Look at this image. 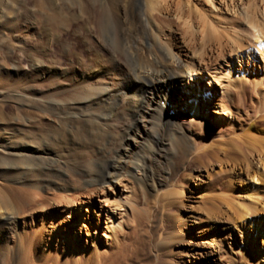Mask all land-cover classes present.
Returning <instances> with one entry per match:
<instances>
[{
	"label": "rangeland",
	"instance_id": "1",
	"mask_svg": "<svg viewBox=\"0 0 264 264\" xmlns=\"http://www.w3.org/2000/svg\"><path fill=\"white\" fill-rule=\"evenodd\" d=\"M55 1L56 6L47 10L39 6L45 0H0L1 6L11 4L3 8L0 23V174L5 167L3 161L13 160L1 143L7 132L36 129L52 133L56 124L55 115L46 109L49 102L58 101L62 108H71L82 90L91 94L99 88L116 91L131 76L132 63L117 52L128 49L133 36L134 22L126 19L123 8L117 14L120 25L111 20L100 32L94 24L84 28L77 4ZM153 3L152 14L158 17V25L162 22L155 26L158 41L177 53L183 69H187V78L168 87L167 101L157 96L151 102L155 107L165 103L166 113L160 119L140 122L142 133L126 155L124 170L102 186L104 190L93 196L91 204L87 203L89 195L80 191L74 178L70 179L75 191L52 195L14 186L0 176V187L9 189L8 198L14 208L9 217L15 221L5 224L6 230L0 233V264H92L105 255L103 252L120 249L118 246L128 249L127 259H131L126 264L160 262L156 257L162 254L171 264H206V253L212 251L213 264H264V228L259 227L255 235L254 225L247 218L243 222L240 214L249 209L264 221V214L258 212L264 205V172L256 156L264 145L243 134L248 118L264 116V105L257 101L255 90V82L264 79V69L257 65L263 59L264 42L259 28L248 24L244 17V12L255 6V19L261 22L262 4L259 0ZM48 15L53 19L47 20ZM217 40L228 51L216 64L205 67L202 54ZM138 43L135 47H142V51L135 59L136 65L152 66L154 58L145 53L142 42ZM135 103V97H131L129 109ZM190 108L196 110L194 117ZM148 109L152 111V107ZM154 111L161 114L159 109ZM179 131L188 135L192 153L177 176L142 197L136 176L148 187L151 181L167 176V170L176 163L174 158L179 156L176 150L182 148L176 140ZM223 139L234 148L228 158L222 154L209 166L193 160L199 150H211ZM152 140L162 144L157 146L158 153H149ZM244 155L254 159L248 168L241 166ZM133 163L146 166L147 177L135 170ZM220 168L224 170L218 174ZM67 194L84 195V204L72 206V213L69 206H57V196ZM16 231L21 240L14 235ZM34 234L40 241H35L34 251H30ZM128 235L132 239H127ZM71 246L79 252L78 258L70 257L67 247Z\"/></svg>",
	"mask_w": 264,
	"mask_h": 264
},
{
	"label": "bare ground",
	"instance_id": "2",
	"mask_svg": "<svg viewBox=\"0 0 264 264\" xmlns=\"http://www.w3.org/2000/svg\"><path fill=\"white\" fill-rule=\"evenodd\" d=\"M62 1L65 3V5L71 4L74 6L77 4L79 6L81 14L83 15L82 17H84L82 19L84 28L87 25L94 24L98 27L100 32H103V26L105 27V24L111 20L115 21L117 25H120V19L118 17L119 15L117 14L118 11L121 12L120 8H123L126 13V19L131 23L134 22V28L132 32L133 36L131 46L128 47V49H115H117V52L122 55L127 62L132 63V67H130L131 69H129L131 75L130 79L126 81L119 90L116 91H111L108 88H106L105 90L99 88L96 89L93 94H91L90 91L87 92L85 90H82V96L77 99L74 104L72 103L73 105L71 108H62L57 103L58 101L49 102L46 109L52 115H55L54 117L56 124L55 130L52 133L39 132L36 129L31 131L12 129L11 131L7 132L6 137L2 140L1 143L6 149V152L9 154L8 158H11L13 160H8L6 158V160L3 161V165H5L6 168L4 167V169L1 170L0 176L6 182L13 184L14 186L18 185L19 187L22 186V188L29 187L31 189H34L35 191L47 192L48 194L52 195L60 191H75L77 188L72 187V180L70 179L74 178V182L76 183V186L79 187L80 191H84L86 196L89 195L87 203L91 204V199L93 198V196H97L100 190H104L102 186L112 182L120 175V172L124 170L126 155L133 147L135 141H137V135L139 133H142V131H140V122L142 120H145L146 118H149V120L150 118L160 119L161 115L166 113L165 103L161 102V106L155 107V105H151V102H154L157 96L160 98H165L167 101L170 97L168 87L170 85H177L178 83L186 79L188 74L187 69H183L181 61L178 60L176 56L177 53H174L170 47L162 45L158 41L159 37L155 33V26H160L162 22L160 21L161 24L158 25V17L156 18L152 14L154 4L153 0ZM259 1L262 4V12H264V0ZM89 2H91V5L93 4L95 8L94 6L92 7ZM57 3H59V1ZM8 4L11 5L10 3ZM55 4V0H45V2L40 4L39 6L41 7V9H44L45 7V9L50 10L51 7L56 6ZM9 5H0V23L2 21L1 18L3 19V10H5L3 8H8ZM133 10H135V12H133ZM257 12L258 9L254 6L253 10H247L246 12H244V17L248 20V24L255 25L257 28H259L262 35L261 40L264 42V16L262 18V21L258 22L259 20L255 19ZM240 17H242L241 19L243 20V16ZM46 19L52 20L53 17L48 15ZM84 28L81 29L84 30ZM10 29L13 30V27H11ZM139 41L144 44L143 49L145 53L154 58L152 66L145 68L143 67V65H136L135 59L141 57L138 55L139 52L142 51V49H140L142 47H135L137 44H139ZM217 41L216 44L209 45L206 51L203 52V66L206 67L210 63L216 64L218 58L227 53V47H225L220 41ZM235 43L237 44V42ZM117 47H119V44L117 45ZM240 47H242V45H240ZM247 55L248 57L250 56L249 54ZM261 56H263L264 59V52L261 54ZM263 59L257 63V65L260 66V69H264ZM33 66L36 68L35 64ZM249 83H251V81H249ZM5 90L7 91V89ZM255 90L256 94L258 95L257 101L261 103V105H264V79L259 82H255ZM7 96L8 98H10L9 95ZM150 96L153 97V99H149ZM131 97H135L136 105L134 107L131 106L132 108L129 109ZM25 101L26 99L24 100V103ZM147 107H152V111H149ZM155 108L159 109L161 111V114L155 113ZM190 112L193 117L196 115L195 109L190 108ZM147 114L150 115L147 117ZM17 119H19V117H17ZM247 120L249 124L243 131V134L247 133V135L253 138V140L264 145V128H262V124L264 123V116H261L259 118H248ZM121 123L122 126L119 129ZM116 126L118 127L116 128ZM114 127L116 128L115 131L113 130ZM199 128L201 129L202 127ZM176 137V140H178L179 144L182 145L180 146L182 148L179 151L176 150V154H179V156L176 155V157L174 158V161H176V163L174 162V164L167 170V176L162 177L159 181H151L149 185L150 188L147 185L143 184V182L140 181V178L136 176V180L141 186L140 194L142 197H146V195H148V192L152 191L153 193L159 187L165 185L168 178L177 176L187 158L192 153L190 152V140L188 138V135L184 133V131H179ZM158 142L156 143V141L152 140L151 143L148 144V150L150 154H153L155 150L158 153L157 146H162V144ZM233 150V146L230 143H226L223 139L221 141H218L211 150H199V152L193 157V160L198 161L201 165L209 166L214 161H217L218 157L222 154L228 158ZM261 150L262 151L259 152L256 156L258 159V164H260L264 172V147ZM141 161L143 162V160ZM253 161L254 159H251V157L244 155L242 157L241 166H247L248 168L250 164L253 163ZM145 162L147 164V161ZM133 166L135 170L142 172L143 176L147 177V172L145 171L146 166L144 167L141 164L135 163H133ZM223 170V168H220L218 174H221ZM255 177H258V175L253 176V179H255ZM85 186H91L94 189L85 190ZM97 186H99V188H96ZM8 192V187H0L1 234L2 231L6 230L4 228L5 224L15 223V221L9 217L11 216V211L14 208L8 198ZM82 197L85 196L79 195L75 197L69 194H67L66 196H57L56 203L57 206H61L62 208H64L65 206H69L70 213H72V206L84 204L83 200L81 201ZM241 208H243V206ZM250 211L249 209H246L243 210L240 214L243 217V222H245L247 218V222L254 225L256 231L255 235H257V233H259L260 231L259 227L264 228V221L261 216L255 215L253 212L252 213L254 215H252ZM258 212L264 214V205H261ZM176 227L179 228V226L177 225ZM263 233L264 231L261 234ZM14 235L16 236V238L20 239L21 235L19 232L16 231ZM128 236L126 237L127 239L130 238V236ZM20 240H18L17 247L21 245ZM35 241H40L36 234H34L32 237L30 251H34ZM127 241L129 242V240ZM132 244L134 245L135 243ZM118 247L120 249L115 248L108 253L103 252L105 255L102 254L101 259L95 260L92 264H126V261L131 259H127L128 251L126 252V250L128 249H126L125 246ZM67 249L69 250L68 252L70 254V257H72L73 259L80 256L79 252H77L74 247H67ZM161 251L162 250H160L159 253H161ZM213 253V251L212 254L211 252L206 253V256L204 258L207 260L206 264H213V262L215 261L213 258ZM162 255V257H160V255L156 257V260H159L160 262L154 261L152 264H171L169 262H166L168 261V258L164 254ZM44 259L46 258L44 257ZM49 260V257H47V261ZM188 263L195 264L191 261H188ZM75 264L78 263L75 262ZM89 264L91 263L89 262Z\"/></svg>",
	"mask_w": 264,
	"mask_h": 264
}]
</instances>
